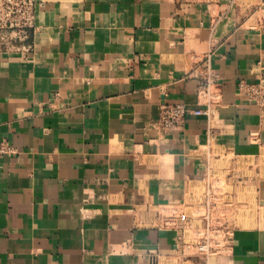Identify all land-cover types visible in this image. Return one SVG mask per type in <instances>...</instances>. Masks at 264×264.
Listing matches in <instances>:
<instances>
[{
	"label": "crops",
	"instance_id": "0c3cea01",
	"mask_svg": "<svg viewBox=\"0 0 264 264\" xmlns=\"http://www.w3.org/2000/svg\"><path fill=\"white\" fill-rule=\"evenodd\" d=\"M23 44L0 46V139L17 150L0 160V264H151L176 235L137 225V204L180 197L211 144L264 152V107L238 89L264 85V0H36ZM207 72L210 116L162 132L161 103L206 108ZM212 262L264 264V228Z\"/></svg>",
	"mask_w": 264,
	"mask_h": 264
},
{
	"label": "built area",
	"instance_id": "2783aa9c",
	"mask_svg": "<svg viewBox=\"0 0 264 264\" xmlns=\"http://www.w3.org/2000/svg\"><path fill=\"white\" fill-rule=\"evenodd\" d=\"M35 7L36 0H0V46L22 45L29 39L35 29ZM215 77L207 72L198 85V103L205 105V109H188L183 103H161L156 126L167 132L180 129L187 114L210 116V107L219 97L218 89L212 91ZM238 89L251 102L264 107L262 82L251 84L240 80ZM16 151L6 138L0 139V160ZM204 187L196 200L171 199L164 204H152L150 210L151 226L175 231L172 250L179 251L184 257L229 254L232 248L234 215L237 206L243 203L237 200L235 184L208 183Z\"/></svg>",
	"mask_w": 264,
	"mask_h": 264
},
{
	"label": "rangeland",
	"instance_id": "374dc122",
	"mask_svg": "<svg viewBox=\"0 0 264 264\" xmlns=\"http://www.w3.org/2000/svg\"><path fill=\"white\" fill-rule=\"evenodd\" d=\"M243 1V0H238ZM247 1V0H246ZM251 2L257 0H250ZM186 68L191 69L193 65V56L184 55L180 57ZM212 91H216L213 86ZM213 109V108H212ZM214 114V110L212 112ZM217 117V115H214ZM213 118V115H211ZM216 121V118H214ZM205 165L203 171L192 180L184 183L180 197L184 200H196L203 191L204 184H235L234 190L237 194V200L243 202L237 206L235 218L236 229H255L264 228V201L259 197L256 186L264 181V152L259 156L238 155L231 149L218 147L214 144L205 150ZM243 162V164H242ZM177 198V199H178ZM153 203L148 199L144 203L137 204L135 209L130 211L139 226H151L150 210L153 209ZM189 211V209H186ZM166 256L172 258L173 264H214L213 257H184L179 251L171 249L161 250L154 253V261L151 264H161L166 260ZM190 262H185V261ZM157 262V263H156ZM165 264V263H164Z\"/></svg>",
	"mask_w": 264,
	"mask_h": 264
},
{
	"label": "bare ground",
	"instance_id": "6f19581e",
	"mask_svg": "<svg viewBox=\"0 0 264 264\" xmlns=\"http://www.w3.org/2000/svg\"><path fill=\"white\" fill-rule=\"evenodd\" d=\"M242 164H243V162H242ZM217 255H221V254H213V255H210V258L211 257H214V256H217ZM166 260H163V261H161L162 263L161 264H173V263H170V262H172V258L171 257H168V256H166V258H165ZM157 263V262H156Z\"/></svg>",
	"mask_w": 264,
	"mask_h": 264
}]
</instances>
